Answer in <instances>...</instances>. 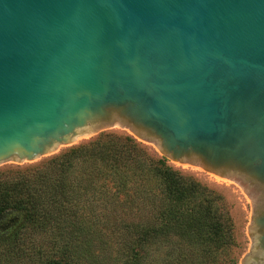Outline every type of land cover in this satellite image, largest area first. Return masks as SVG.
<instances>
[{"label": "water", "instance_id": "95a60500", "mask_svg": "<svg viewBox=\"0 0 264 264\" xmlns=\"http://www.w3.org/2000/svg\"><path fill=\"white\" fill-rule=\"evenodd\" d=\"M112 126L241 184L264 264V0H0V167Z\"/></svg>", "mask_w": 264, "mask_h": 264}, {"label": "trees", "instance_id": "16d2710c", "mask_svg": "<svg viewBox=\"0 0 264 264\" xmlns=\"http://www.w3.org/2000/svg\"><path fill=\"white\" fill-rule=\"evenodd\" d=\"M165 161L101 133L1 178L0 264H152L156 251L192 264L196 249L224 244L223 197Z\"/></svg>", "mask_w": 264, "mask_h": 264}, {"label": "rangeland", "instance_id": "374dc122", "mask_svg": "<svg viewBox=\"0 0 264 264\" xmlns=\"http://www.w3.org/2000/svg\"><path fill=\"white\" fill-rule=\"evenodd\" d=\"M101 133H114L117 135L130 136L145 146L150 152L155 154V156L162 157L153 143L149 145L146 141L136 138L127 129L119 126H112L100 130L95 135L78 138L71 146H66L64 149H57L51 155L40 157L29 166H19L16 162L10 161L0 167V179L17 175L19 172H29L41 168L51 157L65 152L70 147L85 144ZM165 164L184 175L197 179L223 197L224 203L220 204L218 202L217 205L220 211L227 212L223 222V233L226 234L227 240L219 247H202L201 249H196V254L192 258V264H241L243 257L249 252L251 246V238L248 235V228L252 211V201L244 191L243 186L230 179L218 176L211 178L205 171L196 166L177 164L173 167L167 159ZM84 168L83 164L76 165L74 174L81 173ZM162 259L163 252L156 251L151 255L150 260L152 264H163L161 261ZM185 264L190 263L187 262Z\"/></svg>", "mask_w": 264, "mask_h": 264}]
</instances>
